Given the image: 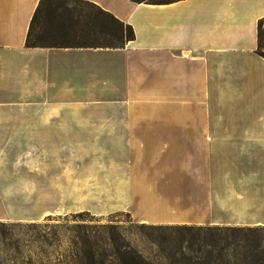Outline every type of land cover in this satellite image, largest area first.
Segmentation results:
<instances>
[{"label": "crops", "instance_id": "0c3cea01", "mask_svg": "<svg viewBox=\"0 0 264 264\" xmlns=\"http://www.w3.org/2000/svg\"><path fill=\"white\" fill-rule=\"evenodd\" d=\"M40 1L0 0V221L32 220L35 198L49 197L51 138L104 133L136 160L137 175L128 166L122 179H138L133 196L152 221L264 226V0H83L132 26L116 48L28 46ZM103 114L125 126H50ZM179 163L184 203L147 190Z\"/></svg>", "mask_w": 264, "mask_h": 264}, {"label": "rangeland", "instance_id": "374dc122", "mask_svg": "<svg viewBox=\"0 0 264 264\" xmlns=\"http://www.w3.org/2000/svg\"><path fill=\"white\" fill-rule=\"evenodd\" d=\"M38 19L40 26L51 25L47 31L35 30L34 39L46 43L57 44H87L97 46H116L122 42L121 35L127 36L128 30L122 28L114 20L102 13L99 8L82 0H50L44 7ZM43 21L47 22L44 23ZM50 23V24H49ZM125 39H123L124 41ZM105 115H98L87 124L68 120L57 123L58 116H51L50 126H125L122 124L106 125ZM86 122V121H84ZM57 134H51L54 136ZM80 142L65 139L60 143L51 138L48 150H44V160L49 163V197L42 202L35 198L33 219L29 221H0L4 223L6 235L2 234L0 226V264H72L71 258L62 255L67 244L51 247L45 255L40 251L38 243L27 242L35 237L38 231H49L52 226L63 223L80 212H89L98 223H111L123 233L127 239L157 264H164L158 243L160 231L152 236L143 235L135 226H195L185 222L184 213L173 214L164 222L149 219V214L155 213L148 208L146 213L139 210L137 199L133 195L142 192L138 179L126 181L122 179V171L128 166L131 171L138 172L136 160L127 162L121 143L106 141V134H78ZM35 155L42 153L34 150ZM166 170L168 166H165ZM124 168V170H122ZM164 169V168H163ZM173 172H164L161 180L150 182L147 190L159 191L167 198L178 203H184L185 198V166L179 163ZM165 171V169H164ZM61 172L65 180H57ZM69 178V179H68ZM122 186L126 187L123 190ZM174 194V197H173ZM131 195V196H130ZM169 195H172L170 197ZM30 215V214H29ZM40 225L36 230L28 225ZM216 227V226H212ZM230 228H247L248 226H226ZM261 227L264 226H254ZM60 229V228H59ZM152 231V230H144ZM19 241V243H18ZM264 247V241L263 245ZM56 249V250H55ZM32 263H28V260ZM42 259V260H41Z\"/></svg>", "mask_w": 264, "mask_h": 264}, {"label": "trees", "instance_id": "16d2710c", "mask_svg": "<svg viewBox=\"0 0 264 264\" xmlns=\"http://www.w3.org/2000/svg\"><path fill=\"white\" fill-rule=\"evenodd\" d=\"M49 1L41 0L32 18L27 36L28 46L46 44V42L39 41L40 35L37 39H34V35L36 34L35 30L41 24L38 19H42L41 14ZM131 1L167 4L180 0ZM92 5L99 8L94 4ZM99 10L118 23L122 30L124 27L128 30L126 37L123 36L122 31L120 45L108 47H121L127 41L134 39V30L131 25L125 24L101 8ZM43 22L47 24V22ZM47 26L51 25L45 27L41 25L39 29L47 31L52 27ZM123 39L125 40L123 41ZM257 53L264 57V17L258 23ZM97 221L89 212H80L74 214L71 219L65 218L63 223L52 226L49 231H38L35 237L27 242L38 243L40 251L45 255L50 252L51 247L56 246V249L59 250V246L61 247L65 243L67 247L62 250V255L66 259L70 257L72 264H157L145 257L138 247L127 239L115 225L98 223ZM0 226L3 227L2 234L6 235L4 223H0ZM39 226L36 224L28 225V227H33L36 230L41 228ZM135 227L138 232L147 235V237L152 236L155 231L161 232L159 238H155L153 241L158 243L164 264H264V247H262L264 228L261 227H166L147 225ZM57 242L59 246L56 245ZM28 263H32L31 259L28 260Z\"/></svg>", "mask_w": 264, "mask_h": 264}]
</instances>
